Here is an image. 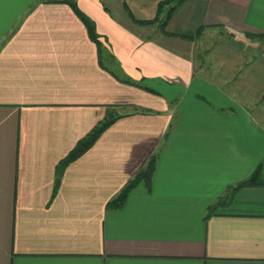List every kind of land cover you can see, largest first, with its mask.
I'll use <instances>...</instances> for the list:
<instances>
[{
    "label": "crops",
    "instance_id": "1",
    "mask_svg": "<svg viewBox=\"0 0 264 264\" xmlns=\"http://www.w3.org/2000/svg\"><path fill=\"white\" fill-rule=\"evenodd\" d=\"M45 1L0 0V264H264V185L229 192L264 173V0H176L174 36L125 10L167 0H74L101 49Z\"/></svg>",
    "mask_w": 264,
    "mask_h": 264
},
{
    "label": "trees",
    "instance_id": "2",
    "mask_svg": "<svg viewBox=\"0 0 264 264\" xmlns=\"http://www.w3.org/2000/svg\"><path fill=\"white\" fill-rule=\"evenodd\" d=\"M46 3H60V4H68L72 7L73 11L77 14V16L80 18V20L85 24L87 27L89 37L93 42H95L99 49H101V44L99 43V35L97 33V28L95 22L87 16L78 6V4L74 0H46ZM176 0H167L163 1L158 5V11L157 16L153 20L149 21H140L135 18V16L132 14L131 10L127 7L125 4V10L128 13L131 20L140 26H150L153 24H156L157 22H160L159 28L160 30L165 34L169 36H174L169 34L166 31L167 24L172 19L175 11H176V4H174ZM168 7V9H167ZM203 33V28L200 27L195 35L187 36L182 35L180 36L183 39L186 40H194L196 38H199ZM252 38H258L263 37L264 35H257V36H251ZM129 85L144 89L148 92L155 93L154 90L150 89L147 86L133 83L129 80L123 81ZM122 115H119L116 113L115 110L109 111L108 116L105 118L103 122H101L98 126H96L93 131L84 139L80 140L78 145L75 147L74 150H72L66 158H64L59 165L57 166V181H56V191L58 190V187L60 185V179L65 171V169L74 161H76L78 158H80L82 155H84L101 137V135L111 126L113 125L118 119L122 118ZM157 159L158 156L155 155L152 157L150 163L147 165V167L142 170L140 173H138L134 179L128 182V184L121 190L119 195L110 201L107 205V208L109 209H117L120 208L128 198L129 194L137 187V185L140 182H145L147 185L150 186V183L152 181L156 165H157ZM264 185V173L261 168H258L253 175L248 178L247 180H244L240 182L237 186L231 187L229 189L230 194H233L237 190L241 188L246 187H255V186H263ZM215 205L214 207H216ZM214 207H211L210 210Z\"/></svg>",
    "mask_w": 264,
    "mask_h": 264
}]
</instances>
